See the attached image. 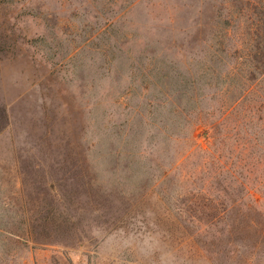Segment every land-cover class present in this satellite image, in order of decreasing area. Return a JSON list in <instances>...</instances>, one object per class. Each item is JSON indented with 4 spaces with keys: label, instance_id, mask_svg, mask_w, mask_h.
I'll return each instance as SVG.
<instances>
[{
    "label": "rangeland",
    "instance_id": "1",
    "mask_svg": "<svg viewBox=\"0 0 264 264\" xmlns=\"http://www.w3.org/2000/svg\"><path fill=\"white\" fill-rule=\"evenodd\" d=\"M251 1L0 0V264H264Z\"/></svg>",
    "mask_w": 264,
    "mask_h": 264
},
{
    "label": "trees",
    "instance_id": "2",
    "mask_svg": "<svg viewBox=\"0 0 264 264\" xmlns=\"http://www.w3.org/2000/svg\"><path fill=\"white\" fill-rule=\"evenodd\" d=\"M254 1H258V0H254ZM248 2H252V1L248 0ZM252 6L254 7V9H251V10L245 9V11H242L241 14L243 15L245 20H247V16L254 17V19L256 20V24H258V22L260 23V21L264 19V9L258 10V8H256V5H252ZM227 21L230 23L231 20L227 19ZM252 34H254V32H252ZM251 51H252V49H251ZM246 79H248V78L246 77ZM262 80H264V79H262ZM193 83L194 82L190 81L189 78L185 77L184 73L178 74L172 78V82L170 80L169 87L163 92L165 95V100L168 102V104L171 107V109L168 111V114L170 117L169 118L170 122L173 124H176V127H180V123L176 121L177 118L183 117V114H188V115L192 114V109H189L188 113H186L184 111V109L186 107L185 106L186 102L188 104L189 103L193 104L194 102H196V104L198 103V100H199L198 96H197L198 91L195 88H193V89L190 88ZM147 89L148 88H146V90ZM253 90L254 89H251V88L243 89V90H236L233 94V102H232V103H234L233 105H235L234 107H237V104L239 105L241 103V101L245 97H247V95H249L250 93L253 92ZM162 91H163L162 88L159 87L158 92L161 93ZM196 107H197V105H196ZM196 107H195V109H196ZM227 108H228V106H226V104L221 106L222 112H221V116H218V117H220L219 122H212V120H210L208 122H205V125H208L210 130H213L218 125L219 126L222 125V123L225 120V119H223V117H224V114L226 113ZM187 121H189V120H187ZM186 123H188V122H186ZM199 127H200L199 124L192 126V128L190 129V135H189V136H191V139L196 138V132H197V129ZM158 128H159V131L164 132L166 134V136L170 137L171 134H167L168 126L166 123H164V126H162V125L158 126ZM207 135H209V132L207 133Z\"/></svg>",
    "mask_w": 264,
    "mask_h": 264
}]
</instances>
